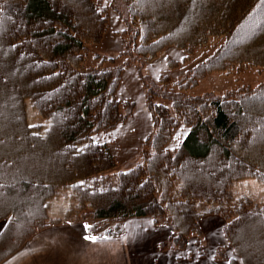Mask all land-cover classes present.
I'll return each instance as SVG.
<instances>
[{
	"label": "trees",
	"instance_id": "1",
	"mask_svg": "<svg viewBox=\"0 0 264 264\" xmlns=\"http://www.w3.org/2000/svg\"><path fill=\"white\" fill-rule=\"evenodd\" d=\"M109 7L125 25L124 64L169 46L190 61L211 53L176 81L140 76L153 122L149 151L111 179L104 173L117 160L91 134L126 120L133 103L115 96L120 66L84 63L87 46L107 29L108 7L0 0L1 245L13 251L37 231L70 222L84 223L90 236L118 237L127 219L149 217L168 224L170 245L183 249L202 238L201 219L214 215L225 221L227 264H264V198L233 190L244 179L264 189V80L187 94L211 72L264 69V0H109ZM26 101L37 122L29 123ZM180 125L188 132L169 147ZM58 199L65 203L51 217Z\"/></svg>",
	"mask_w": 264,
	"mask_h": 264
},
{
	"label": "rangeland",
	"instance_id": "2",
	"mask_svg": "<svg viewBox=\"0 0 264 264\" xmlns=\"http://www.w3.org/2000/svg\"><path fill=\"white\" fill-rule=\"evenodd\" d=\"M102 5L107 6V29L99 41L87 46L84 56V63L87 66L96 65L101 62L104 66H120V81L115 93L117 99L130 101L133 103L132 114L126 120L116 124L106 132H95L91 134V140L98 143H105L113 156L117 160V165L105 172L109 178H113L119 171L128 170L142 161L144 152H148V145L144 144L147 136L153 131V122L145 102V92L141 75H148L152 80L157 81L162 74L169 75L172 81H176L183 76L187 69L192 68L197 63L203 61L211 52H198L193 60H185V54L179 48L169 46L165 51L152 60L141 59L135 64H124L125 56L122 54L126 42L125 25L118 18L117 14L109 7V0H99ZM168 59L178 63L179 67H171ZM264 80V69L242 68L230 72H211L207 74L196 86L187 90L190 96H199L204 93L222 94L226 90L235 89L241 86L255 87ZM155 103L168 102L161 98H154ZM27 116L29 123L37 122L38 119L31 105L26 101ZM188 132V127L180 125L175 131L174 141L169 147H174L182 140ZM179 133V135H178ZM234 193H247L249 196L255 195L257 198H264V189L252 179H244L235 183ZM254 196V197H255ZM62 199L52 202L49 206V216L59 215V207L64 205ZM49 216L41 223H48ZM52 217V216H51ZM223 220V219H222ZM225 223V222H224ZM201 225V222H200ZM204 228L211 231L216 230L217 235L213 238L217 244L221 242L222 234L219 226L213 227V223ZM30 228H27V231ZM223 230V227H222ZM26 231V232H27ZM224 238V236H223ZM200 239V238H198ZM224 247L218 249L216 256L222 259V254L233 257L232 249L228 246L225 238ZM188 244V243H187ZM186 246L183 248L185 249ZM181 249V250H183ZM224 252V253H223ZM227 263V262H226Z\"/></svg>",
	"mask_w": 264,
	"mask_h": 264
},
{
	"label": "crops",
	"instance_id": "3",
	"mask_svg": "<svg viewBox=\"0 0 264 264\" xmlns=\"http://www.w3.org/2000/svg\"><path fill=\"white\" fill-rule=\"evenodd\" d=\"M210 222L222 234L225 221L206 216L201 219L202 238L191 237L183 250L170 245L172 228L168 224H155L149 217L127 219L122 235L95 236V240L87 239L90 235L82 222L50 225L13 251L0 242V264H227L216 256L224 247L223 234L217 244L213 238L216 230L204 228ZM6 224L7 220L0 221V234ZM161 243L166 244L163 249Z\"/></svg>",
	"mask_w": 264,
	"mask_h": 264
},
{
	"label": "snow or ice",
	"instance_id": "4",
	"mask_svg": "<svg viewBox=\"0 0 264 264\" xmlns=\"http://www.w3.org/2000/svg\"><path fill=\"white\" fill-rule=\"evenodd\" d=\"M178 135H179V133H178ZM87 239H90V240H95V239H96V237H95V236H88V237H87Z\"/></svg>",
	"mask_w": 264,
	"mask_h": 264
}]
</instances>
